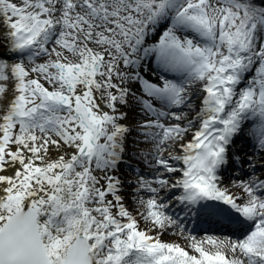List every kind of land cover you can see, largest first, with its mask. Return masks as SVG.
<instances>
[{"label":"snow or ice","instance_id":"6c2138e0","mask_svg":"<svg viewBox=\"0 0 264 264\" xmlns=\"http://www.w3.org/2000/svg\"><path fill=\"white\" fill-rule=\"evenodd\" d=\"M253 119L264 0H0V264H264V179L222 187ZM220 204L242 238H159Z\"/></svg>","mask_w":264,"mask_h":264},{"label":"bare ground","instance_id":"6f19581e","mask_svg":"<svg viewBox=\"0 0 264 264\" xmlns=\"http://www.w3.org/2000/svg\"><path fill=\"white\" fill-rule=\"evenodd\" d=\"M198 103H199V100H198L197 104ZM254 133H255V131H254ZM189 139H190V137H189ZM124 175H125V177H124ZM120 176H121L122 179L123 178H130L132 180H135L137 178L136 176H132L131 174L127 175L126 174V169L124 167L121 168ZM142 197L145 200L149 198V196H145L144 194H142ZM128 207L130 208V210H132V209H138L141 212L144 211V208L143 207H141L139 204L135 203V198H133V201L132 202L128 203ZM150 226H151L150 224H146L143 220H141V227H150ZM181 231H183V232H181ZM185 233H187V232H185L184 230H180V228H177L175 226V227L171 228L166 234L160 236L159 238L162 241H164V242L179 243L181 245V247H182V245H184V243H183L184 241H185V243L187 245H190L191 237L189 239H187L188 235H185ZM150 234L159 235L158 232H156V233H150ZM204 239H206V238H204ZM196 240H203V239H201V238H198L197 239L196 238ZM206 247H208V246L206 245ZM187 250L190 252V254L193 253L191 247H190V249H187ZM193 255H194V253H193Z\"/></svg>","mask_w":264,"mask_h":264},{"label":"rangeland","instance_id":"374dc122","mask_svg":"<svg viewBox=\"0 0 264 264\" xmlns=\"http://www.w3.org/2000/svg\"><path fill=\"white\" fill-rule=\"evenodd\" d=\"M39 62H41V61H37V63H39ZM198 101H196V103H197ZM182 247H184V245H182ZM194 254H196V253H194Z\"/></svg>","mask_w":264,"mask_h":264}]
</instances>
